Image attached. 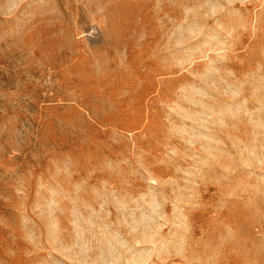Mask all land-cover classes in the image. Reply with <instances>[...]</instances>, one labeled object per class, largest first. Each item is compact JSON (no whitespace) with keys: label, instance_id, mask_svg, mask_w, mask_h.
<instances>
[{"label":"rangeland","instance_id":"rangeland-1","mask_svg":"<svg viewBox=\"0 0 264 264\" xmlns=\"http://www.w3.org/2000/svg\"><path fill=\"white\" fill-rule=\"evenodd\" d=\"M0 264H264V0H0Z\"/></svg>","mask_w":264,"mask_h":264}]
</instances>
